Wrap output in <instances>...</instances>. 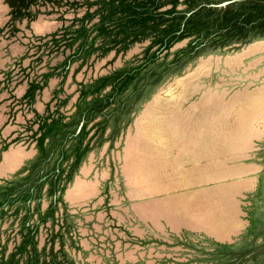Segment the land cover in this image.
I'll use <instances>...</instances> for the list:
<instances>
[{"label":"rangeland","instance_id":"374dc122","mask_svg":"<svg viewBox=\"0 0 264 264\" xmlns=\"http://www.w3.org/2000/svg\"><path fill=\"white\" fill-rule=\"evenodd\" d=\"M0 264H264V0H0Z\"/></svg>","mask_w":264,"mask_h":264}]
</instances>
